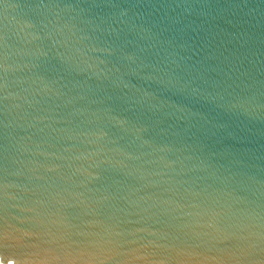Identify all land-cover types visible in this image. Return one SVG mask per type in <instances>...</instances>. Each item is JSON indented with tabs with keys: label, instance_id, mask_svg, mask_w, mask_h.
Masks as SVG:
<instances>
[{
	"label": "water",
	"instance_id": "1",
	"mask_svg": "<svg viewBox=\"0 0 264 264\" xmlns=\"http://www.w3.org/2000/svg\"><path fill=\"white\" fill-rule=\"evenodd\" d=\"M0 264H264V0H0Z\"/></svg>",
	"mask_w": 264,
	"mask_h": 264
}]
</instances>
